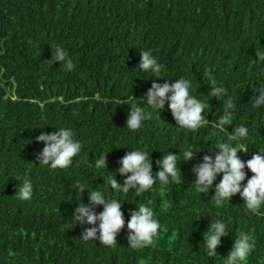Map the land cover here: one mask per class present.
<instances>
[{"label":"trees","instance_id":"1","mask_svg":"<svg viewBox=\"0 0 264 264\" xmlns=\"http://www.w3.org/2000/svg\"><path fill=\"white\" fill-rule=\"evenodd\" d=\"M56 46L67 51L71 71L49 63ZM258 47L264 48V0H0V264H223L241 232L255 243L242 264H264V204L252 212L237 193L218 207L214 186L199 193L193 183L195 164L213 144L241 148L243 161L264 148V107H253L264 88ZM140 49L162 65L160 78L139 69ZM206 68L226 89L221 100L208 95ZM155 78L190 80L191 94L206 105L205 123L181 128L167 104L159 111L142 104L150 116L129 130V105L121 102L135 106ZM228 96L235 109L221 131L215 124ZM234 126L247 127V137L234 138ZM60 127L72 130L79 153L67 168L39 164L43 142L35 137ZM187 145L200 151L185 161ZM133 148L151 152L154 176L155 161L176 153L181 180L114 192L105 177ZM105 153L107 169L97 170L94 160ZM245 172L242 183L253 175ZM24 179L33 185L28 200L15 194ZM77 182L123 202L125 226L111 246L82 238L93 225L73 224V209L88 201L87 189L75 193ZM149 201L160 227L151 244L132 248L130 210ZM216 220L228 234L209 258L203 237Z\"/></svg>","mask_w":264,"mask_h":264},{"label":"clouds","instance_id":"2","mask_svg":"<svg viewBox=\"0 0 264 264\" xmlns=\"http://www.w3.org/2000/svg\"><path fill=\"white\" fill-rule=\"evenodd\" d=\"M256 58L264 63V48L255 49ZM49 63L60 62L71 71L73 64L68 57V53L60 46L52 49V55ZM141 71L151 72L156 78H160L162 65L152 55L150 50L140 49V61L137 65ZM211 85L208 95L218 100L226 96V89L217 85L210 69H205ZM152 79L151 87L137 102L135 106L129 105L125 125L129 130L135 131L142 127V122L149 118L150 113L146 112L142 104L148 105L151 109L159 111L167 104L176 124L181 128L190 130L201 127L207 120L205 113L206 105L201 100L191 94V81L184 78L176 79L173 82L158 83ZM258 94L254 95L253 107H264V88H261ZM146 97V100H145ZM223 113L218 116L215 126L225 131L226 125L232 124V112L235 104L232 97L228 96L223 100ZM228 131V130H227ZM234 138H245L248 135V129L245 126H234L230 133ZM37 142H43L42 150L37 153L36 159L39 164L48 165L51 168H67L80 149L81 144L74 138L70 128H55L52 132H41L35 137ZM241 148L226 144H213L208 153L204 154L202 160L195 164L193 173L195 190L199 193H208L214 186V202L216 206H222L226 201H230L234 194L239 193L243 198L246 208L255 212L264 204V148L258 149L246 161L237 156ZM200 151L192 145H187L183 151L182 160L194 159L196 153ZM150 153L141 148L128 150L124 156L118 160L119 167L115 169L113 175L105 177V182L114 192L127 193L129 190H135L142 193L150 190L158 179L162 185L170 182H179L181 180V171L178 167L177 154L168 151L155 161L158 170L153 175V162L150 159ZM211 153V154H209ZM94 166L97 170L107 169L106 153L100 155L94 160ZM245 168L251 171L253 175L247 178ZM110 172V171H109ZM119 173L124 176L123 183L119 182L115 175ZM219 182L214 184L217 177ZM87 189L88 201L78 203L73 209V224L83 225L86 223L93 225L86 228L80 234L84 240L92 238L98 239L101 243L111 246L116 242L117 234L125 226V218L122 212V203L115 198H106L100 190H89L79 182L75 185V193L83 192ZM33 193V185L30 180L24 179L19 192L15 193L21 200H28ZM148 203H140L135 209L130 210V218L127 220V229L129 230L128 242L132 248H142L152 243L153 237L157 234L160 227L158 220L154 217L153 209ZM97 206H102V211H95ZM98 222V223H97ZM206 237H203L207 256L217 257V246L221 243V237L228 234V229L223 220L211 222ZM254 240L248 233L241 232L234 239L232 247L226 254L223 264H242L246 261L250 252L254 249Z\"/></svg>","mask_w":264,"mask_h":264}]
</instances>
